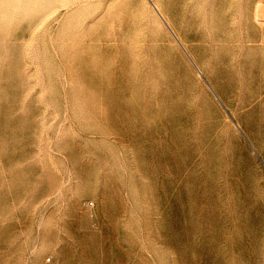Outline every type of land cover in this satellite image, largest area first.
Returning a JSON list of instances; mask_svg holds the SVG:
<instances>
[{
	"label": "rangeland",
	"instance_id": "rangeland-1",
	"mask_svg": "<svg viewBox=\"0 0 264 264\" xmlns=\"http://www.w3.org/2000/svg\"><path fill=\"white\" fill-rule=\"evenodd\" d=\"M0 264H264V0H0Z\"/></svg>",
	"mask_w": 264,
	"mask_h": 264
},
{
	"label": "bare ground",
	"instance_id": "bare-ground-1",
	"mask_svg": "<svg viewBox=\"0 0 264 264\" xmlns=\"http://www.w3.org/2000/svg\"><path fill=\"white\" fill-rule=\"evenodd\" d=\"M260 6H262V5L260 4ZM260 6H258V8H257L259 11H261V10L263 9V7H260ZM259 11H258V12H259ZM261 12H262V11H261ZM257 14L259 15V13H257ZM259 16H260V15H259ZM261 16H262V15H261ZM259 19H260V18H259ZM262 19H263V18H262Z\"/></svg>",
	"mask_w": 264,
	"mask_h": 264
}]
</instances>
